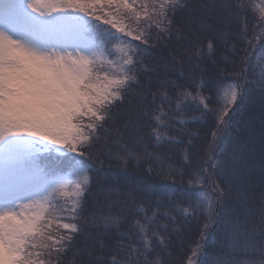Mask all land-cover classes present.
<instances>
[{
    "label": "snow or ice",
    "instance_id": "1",
    "mask_svg": "<svg viewBox=\"0 0 264 264\" xmlns=\"http://www.w3.org/2000/svg\"><path fill=\"white\" fill-rule=\"evenodd\" d=\"M0 264H264V0H0Z\"/></svg>",
    "mask_w": 264,
    "mask_h": 264
}]
</instances>
